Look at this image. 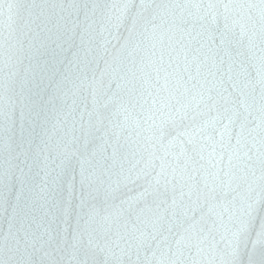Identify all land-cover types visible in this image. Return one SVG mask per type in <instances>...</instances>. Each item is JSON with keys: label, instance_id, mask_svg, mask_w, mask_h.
<instances>
[{"label": "water", "instance_id": "1", "mask_svg": "<svg viewBox=\"0 0 264 264\" xmlns=\"http://www.w3.org/2000/svg\"><path fill=\"white\" fill-rule=\"evenodd\" d=\"M7 2L11 0H5V5ZM16 2L23 7L14 16L11 29L6 6L0 10V202L6 173L9 174V184L15 183V190L8 194L13 203L21 192V205L25 202L31 205L33 200H39L41 189L50 192L55 187L52 180L64 159L62 153L66 146L69 151L72 149L74 137H81V124L87 127L89 113L93 124L98 120H103L104 124L99 132L95 128L89 129L93 139L89 150L103 143L106 151L97 150L94 157H88L89 163L85 167L93 173L92 196L83 211L76 198L79 195L80 167L73 161L68 174L63 177V187L67 189L70 184L75 185L72 202L76 210L71 218L61 216L59 212L48 216L38 209L32 212L25 221L30 233L28 243H25L21 231L18 252L9 253L5 248L4 235L9 222L0 207V261L9 260L12 264L29 259L37 264L41 260L45 264H159L161 260L172 259L185 264L191 260L198 264H221L230 251L229 242L233 239L238 209L249 196L259 199L262 181L258 167L254 175L234 170L230 187L218 192L211 210L203 198L197 199L195 190L191 197L187 194L192 183L188 175H196L199 179L203 168L209 167L207 160H201L192 150L189 143L191 133L198 126H206V122L216 115L215 111L208 112L200 103L199 93L215 85L209 74L215 69L212 67V53L206 47L201 48L203 41L196 34L199 26L193 30V17L199 12L192 6L217 5L214 11L219 28H223L226 22L233 28L228 39L233 42L229 47L236 59L234 68L238 69L242 61L255 78L245 88L247 77L241 74L238 80L247 95L240 97L237 92L233 98H244L251 105L249 119L254 121L251 127H255L262 103L256 70L261 55H264V25L258 9L237 6L259 4V0H143L146 7L141 10L131 36L121 27L119 43L111 40L107 52L100 49L99 55L87 67L69 63L72 57L68 54L67 59L61 55L55 62V71L50 56L54 45L49 36L57 27L66 21H74L81 28L90 24L99 31L107 22L106 17L98 9L94 16L89 13L86 21L83 6L123 3L124 0ZM132 2L139 5L141 0ZM72 4L80 8L69 7ZM224 5H230V8L226 11ZM233 21H237L235 26ZM113 32L115 34L114 29ZM129 36L124 46L125 38ZM216 42L218 44L219 40ZM76 43L79 44V38ZM162 54L164 62L161 65ZM185 55L188 71H185ZM194 56L198 57L195 62ZM197 63H200L199 75ZM141 68L142 72L138 70ZM156 68H161L159 78ZM224 69L226 71V64ZM166 73L169 74L167 81ZM189 73L193 77L191 80ZM26 104L32 106L30 114ZM224 106L231 107L230 104ZM36 112L41 113L38 119ZM161 128L164 130L162 138ZM208 131H212L211 127ZM79 143L82 144L83 140ZM18 145L23 146L26 155H20ZM162 161L171 181L167 184L163 180L159 184L156 182ZM226 165L227 157L220 167L227 171ZM194 168L200 172H194ZM13 172L17 177L23 175L26 185L12 181ZM200 187L203 188L202 182ZM145 188L149 194L138 199V194ZM181 192L185 193L183 197ZM165 208L168 212L159 221L162 226L153 230L149 221H157ZM173 211L177 216L172 215ZM184 211L187 216L179 215ZM230 211L235 213L232 219L229 218ZM19 227L17 223L16 228ZM259 228L257 221L249 233V249L251 241H264L257 236ZM45 229L49 232L46 233ZM201 229L204 230L202 240L196 238ZM146 231L152 235L145 240L142 233ZM77 232L78 242L73 240V234ZM178 240H181L180 244H177ZM262 251L264 247L257 243V261Z\"/></svg>", "mask_w": 264, "mask_h": 264}, {"label": "snow or ice", "instance_id": "2", "mask_svg": "<svg viewBox=\"0 0 264 264\" xmlns=\"http://www.w3.org/2000/svg\"><path fill=\"white\" fill-rule=\"evenodd\" d=\"M7 8L9 28L11 29V23L14 22L13 18L17 14L18 10L23 7L16 0H11L5 5V0H0V10ZM63 7V5H60ZM69 7L79 9L80 6L76 4L69 5ZM146 5L141 0L139 5H136L132 0H124L123 3H112L100 5L93 3L91 7L87 4L83 6L85 10V20L89 19V13L93 16L96 14V11L101 10L102 14L106 17V23L103 24L99 31L93 28L92 25H87L83 28L77 22H65L63 25H59L55 33L49 36V40L54 47L51 49L50 56L52 60V68L56 70V63L59 60L61 55L65 56V59L68 58V54L71 55V59L68 61L71 64L79 66L83 64L87 67L88 64L92 63L95 60V57L99 55V50L107 52V46L111 44V40H116L118 43L121 39L120 29H124L130 34L134 33L138 18L141 15V10L144 9ZM159 7V6H158ZM176 7H181L177 5ZM186 7V6H185ZM199 15L193 17V30L196 26H199V31H197V36L203 41L201 43V48H207L209 52L212 53V67L215 71H210L215 85L213 88L205 89L203 92L199 93L200 103L203 104L204 108L208 112L215 111L216 115L211 118L210 122H206V126H198L191 133L189 143L192 144V150L200 157L201 160H207V168H203V172L200 175V178L197 179L196 175L189 174L188 179L192 182L189 186V192L187 193L191 197L193 190L197 194V199L203 198L205 203L209 205V210L212 208V201L216 200L218 192L223 191L224 188L230 187L231 180L235 175L236 169L247 174H255V170L258 167L261 173V185H260V195L259 199L254 197H247L242 201L240 208L238 209L239 216L237 218V223L235 225V231L232 232V240L229 242L230 251L226 253V259H222L221 264H264V251L260 253V259L256 260V247L257 243H261L264 247V241H251L252 247L248 248L249 233L253 230L257 221H259V231L257 236L264 238V55L260 57V64L256 70V76L259 77V83L261 84V101L260 104V117L259 122L256 123L255 127H251L253 120L249 119L252 115L250 111L251 105L247 103L244 98H233L234 93H239L240 97H246V93L240 87L238 77L241 74H244L247 77V83L244 87H248L249 84L255 79L252 77L251 73L247 71L244 63L241 61L239 68H234L236 64V59L233 56V52L229 45L233 42L228 39V33L233 30V28L226 22L223 28H219L217 24V14L215 9L217 5L208 4L205 8L203 5H193ZM237 7L246 8L248 10L258 9L262 25H264V0H259V4L249 3L247 5H238ZM225 10L227 11L230 8V5H224ZM135 10V11H133ZM189 15H192L189 13ZM210 18V20H209ZM250 18V17H249ZM227 20V17L225 18ZM183 23H188V21L182 20ZM237 21H233L232 25L235 26ZM216 25V27H213ZM115 30V34L113 32ZM14 32V29H12ZM104 33H107L105 36ZM241 33L243 34V25H241ZM125 38V45L130 39ZM99 37V39H97ZM109 37L111 39H109ZM77 38H79V44L76 43ZM217 39L219 43L217 44ZM67 45V47H65ZM197 52L200 50L197 49ZM264 52V49H262ZM222 53V54H221ZM237 56L240 53L236 54ZM227 57V60L225 59ZM198 57H193V62L197 61ZM171 61V57H170ZM186 67L185 71H188V61L187 55H185ZM164 62L163 54L161 55L159 63L162 65ZM155 64V61H151ZM203 63V62H200ZM200 63H197V74L199 75ZM227 65L225 71L224 66ZM171 66V63L169 64ZM143 71V69H138ZM161 68H156L157 77L159 78V73ZM219 73V76H217ZM166 73L165 80L167 81ZM179 75V74H177ZM234 76L236 79H234ZM135 77V73H133ZM226 77V78H225ZM67 79V77H64ZM189 80L193 79L191 73H189ZM38 87V85H37ZM215 92V95H213ZM36 95H39L37 93ZM112 98H109L111 101ZM223 101V104L220 103ZM10 98V103H11ZM230 104L231 107H225L224 105ZM26 108L29 109V114L31 113L32 106L26 104ZM107 107V104L105 105ZM243 109V111H241ZM36 118L38 119L41 115L40 112H36ZM91 113H89V121L87 122V127L84 124H81V137H74L71 141L73 145L72 149L69 151L67 146L63 151L62 155L64 159L61 161L60 171L57 173L56 177L53 178L52 183L55 185L51 191H46L41 189L38 193L39 200H33L31 205L25 202L21 205V200L23 193L21 192L16 196V203H13L9 199V193L15 190V183L9 184V174L6 173L5 184H4V193L2 194V202H0V207L3 208V211L8 216L9 229L4 235V244L5 248L9 253H14L19 251L22 237L20 232L23 231L25 243H28L27 238L30 233L28 232L27 227H25V221L27 217L37 209L41 211L44 216L50 214L54 215L55 212H59L61 216L71 218L72 213L76 210L73 205V197L76 194V188L74 184H70L67 189L63 187V177L68 174V171L72 165V162L75 161L79 164V195L76 197L79 201L78 207L83 211L84 207L88 202V198L92 196V184H93V173L85 167L89 163L88 157L95 156L97 150L106 151L104 144L97 145L92 148L93 145L92 134L89 131L91 128H95L97 132L100 131L101 127H104L103 120H98L96 124H93L91 121ZM171 118V117H170ZM83 120V116H81ZM226 121V122H225ZM35 122V121H33ZM111 123V122H110ZM208 127H211L212 131H208ZM259 130V131H257ZM161 138L164 135L163 128L160 129ZM106 135V133H105ZM217 136L219 137L217 139ZM198 137V139H197ZM83 140V143L80 144V140ZM29 145L31 141H27ZM104 143H107L105 140ZM79 146H76L78 145ZM17 147L21 148L20 155H26V151L23 150L22 145ZM115 155V149L113 150V156ZM225 157H227V171L220 165L224 164ZM19 158V157H17ZM22 171V170H21ZM194 172H200V169H193ZM175 169H173V173ZM224 177H228L227 180ZM139 178V176H137ZM125 179H131V177H125ZM12 181H19L21 185H26V181L21 177H17L15 173H11ZM163 180L166 184L171 181L168 180V173L165 169L164 163H161V171L157 173L156 182L157 184ZM201 182L203 183V188L200 187ZM65 191L67 195H65ZM148 188H145L144 192L138 194V199H143L148 195ZM185 193L181 192V197ZM51 197V200L49 199ZM43 201V203H40ZM233 202H235V197H233ZM176 205L175 198L173 199V206ZM9 208L11 212H9ZM159 208V205H157ZM27 209V211H25ZM55 210V211H54ZM227 210V209H226ZM168 212V209L165 208L159 215L157 221H149L153 230H157L159 221L164 219L165 213ZM172 215L177 216V212L173 211ZM179 215L187 216V212H181ZM234 212H229V218L232 219ZM204 218L202 213L201 219ZM34 219V217H33ZM17 223L20 224L19 228H16ZM13 228H16L13 231ZM203 229L200 232L196 233L197 239H203ZM45 232L48 233L49 229H45ZM211 229H209V233ZM145 240L152 235L151 232H143ZM52 238V237H50ZM79 233L73 234V240L78 242ZM184 238L181 237V240ZM181 240L177 241V244L181 243ZM91 243V241H90ZM34 247V244L32 245ZM190 246V245H189ZM49 255V253H45ZM175 255V254H173ZM247 257V260L244 257ZM0 264H12L9 260L0 261ZM16 264H37L34 260H27L22 262H16ZM39 264H45L43 260ZM159 264H185L184 261L180 260H161ZM187 264H198L197 261L191 260Z\"/></svg>", "mask_w": 264, "mask_h": 264}]
</instances>
